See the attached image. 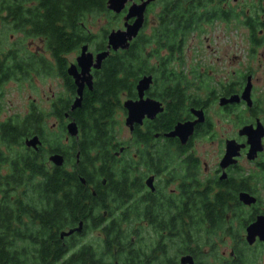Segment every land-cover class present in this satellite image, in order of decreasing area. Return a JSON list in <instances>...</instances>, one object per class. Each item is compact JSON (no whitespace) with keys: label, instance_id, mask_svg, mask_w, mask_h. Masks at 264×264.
<instances>
[{"label":"flooded vegetation","instance_id":"flooded-vegetation-1","mask_svg":"<svg viewBox=\"0 0 264 264\" xmlns=\"http://www.w3.org/2000/svg\"><path fill=\"white\" fill-rule=\"evenodd\" d=\"M191 1L165 0L167 7L175 2L185 6V2L188 5ZM194 1L199 11L219 10L221 15L201 22L200 27L189 32L179 52L174 53L173 66L182 75L179 101L186 105L177 123H194L186 142L176 136H165L176 124L167 132H157L152 139L140 133L133 135L137 127L144 130L149 123L153 124L174 96L168 92L167 101H161L150 97L149 89L145 91L143 98L158 100L162 112L152 119L144 117L140 124H133L132 130L125 126L129 134L118 138L121 142L118 148L109 157L87 167V177L80 178L91 195L82 201L85 211L82 217L60 229L54 223L45 224L54 227L50 231L37 225L36 245L17 247L26 251L19 264H233L235 252H248L264 244L258 238L252 244L246 239L247 227L258 216L264 217V0ZM16 2L0 0V125L12 126L22 124L31 110H42L35 98L26 103L23 95L26 89H39L43 59L54 63L40 38H26V8ZM203 3L204 7H200ZM146 10L145 22L149 15ZM234 12L241 13V24L234 21ZM234 23L245 32L244 50L250 62L245 69L180 67L191 39L206 37L208 29L216 26L228 38ZM144 25L139 32L144 33ZM36 39L40 44L35 46ZM228 49L226 44L222 47L223 57H227ZM163 52H168V47ZM73 63L75 60L68 61L67 68ZM258 74L261 89L256 93L254 77ZM47 77L57 78L61 87V91L51 95L50 110L57 96L65 92V86L61 77ZM70 77L75 86L72 104L77 86ZM247 84L251 86V105L242 99L220 102L233 95L241 96ZM86 90L92 88L84 83L82 98ZM131 99H138L137 92ZM125 100L122 99V110L118 112L120 122L119 117L125 120L127 114L123 107ZM50 116L59 123L58 118ZM64 120L65 124L71 121L69 114L67 117L64 114ZM258 124L263 130L262 149L249 156L247 136L241 131L245 127L254 130ZM33 136L37 135L23 136V146ZM129 138L130 149L125 143ZM232 140L241 147L232 161L227 162L226 144ZM39 142L42 145L40 139ZM144 144L147 149L140 148ZM200 144L213 149L201 150ZM0 152L8 154L2 145ZM6 166L0 165L2 220L9 217L8 197L1 202L2 193L8 192ZM67 168L71 170L70 165ZM243 194L252 197L253 202L244 201ZM51 205L54 209L55 204ZM58 217L57 213L44 215V218ZM62 218L75 219L67 213Z\"/></svg>","mask_w":264,"mask_h":264},{"label":"trees","instance_id":"trees-1","mask_svg":"<svg viewBox=\"0 0 264 264\" xmlns=\"http://www.w3.org/2000/svg\"><path fill=\"white\" fill-rule=\"evenodd\" d=\"M108 0H17L16 5H25L26 38H40L54 63L43 59V78L56 75L62 78L65 92L53 101L50 110H31L19 126L0 125V145L8 153L0 152V165L7 164L8 192L2 193L9 203L8 220L0 219V264H19L24 259L17 247L36 245L39 235L37 225L54 223L56 229L64 224H73L84 214L83 199L91 198L80 178L87 177V167L94 166L109 157L112 150L121 144V122L118 112L121 101L136 96V83L143 75L151 74L153 82L148 95L167 101L172 99L167 110L158 114L153 124L144 130L138 127L134 133L147 135L150 139L157 132H167L181 120L185 107L179 101L182 75L173 66L174 53L183 46L189 32L201 26V22L219 18V10L199 11V6L175 2L167 7L165 0H154L147 7L150 13L156 6V23L149 34L139 32L128 48L110 51L100 68L93 69V87L83 94L81 105L70 110L75 93L72 78L66 73L67 55L78 52L87 44L97 52L106 49V36L119 24V15L107 9ZM200 5V4H199ZM184 6V7H183ZM204 7V3L200 5ZM235 22L242 23L241 13H232ZM256 15V14H255ZM99 16L107 18V27L92 33L87 19ZM257 21V19H256ZM255 21V22H256ZM147 22V20H146ZM145 22V23H146ZM145 26V25H144ZM168 47V52H163ZM182 64V61L179 63ZM169 87L170 91L166 88ZM77 126V136L66 132L64 114ZM58 118V135H50L47 117ZM64 120V121H63ZM39 136L42 145L37 149L23 146L22 137ZM61 138L68 142L62 144ZM125 143L130 149L131 139ZM143 149L148 147L144 144ZM61 153L64 163L54 165L48 155ZM70 165V168H67ZM7 194V195H6ZM6 195V196H5ZM45 202V203H44ZM51 203L55 204L52 209ZM22 207V209H16ZM57 213V219L44 215ZM72 214L75 219L65 221L62 216ZM2 215V212H0ZM24 217V218H23ZM25 219V220H23ZM264 254V244H258L248 252H235L233 264H259Z\"/></svg>","mask_w":264,"mask_h":264},{"label":"water","instance_id":"water-1","mask_svg":"<svg viewBox=\"0 0 264 264\" xmlns=\"http://www.w3.org/2000/svg\"><path fill=\"white\" fill-rule=\"evenodd\" d=\"M154 0H108L107 9L114 14H119L124 11L123 15V28L110 30L106 36V49L92 53L88 50L86 44L82 45L78 56L75 59V64L69 65L67 73L73 77L76 89V97L74 98L70 110L80 107L82 100V89L85 83L89 89L92 88V75L91 69H98L102 61L110 54V51H117L119 49H126L129 43L135 38L144 23V13L149 5ZM128 4V5H127ZM153 81L152 75H143L136 83V92L138 99H127L123 102V107L126 109V117L124 124L129 130H132L133 124H140L144 117L149 119L154 118L158 113L162 112L163 108L158 100L153 98H143L145 91L149 89ZM251 86L247 84L241 96L233 95L229 99H221V103L239 102L241 99L246 100L248 105H251L249 99ZM67 117L68 114L65 113ZM193 122L176 123L174 128L165 134L167 137H178L182 143L186 142L188 136L192 132ZM66 132L70 136H77V126L74 121H70L65 126ZM242 134L247 136V144L249 145V156H253L257 151L262 149L261 137L263 130L258 124L256 128L251 130L245 127L241 131ZM37 136H33L26 140V145L37 149L39 145ZM241 145H238L233 140L228 141L226 144V153L224 159L227 162L238 154ZM49 160L57 166L63 164V157L61 154H51ZM241 198L246 202H253V198L243 194ZM246 239L249 244H252L256 238L264 241V217L258 216L246 229Z\"/></svg>","mask_w":264,"mask_h":264},{"label":"rangeland","instance_id":"rangeland-1","mask_svg":"<svg viewBox=\"0 0 264 264\" xmlns=\"http://www.w3.org/2000/svg\"><path fill=\"white\" fill-rule=\"evenodd\" d=\"M128 5V4H127ZM158 11V6H156L148 15V19L144 28V33L149 34L151 32L152 27L156 23V13ZM119 19L117 22L119 24L113 28L122 29L123 28V15L124 13H119ZM107 18L105 16H99L95 20L88 18L87 25L90 26L92 33L96 34L101 27H107ZM145 24V23H144ZM223 29L216 26L215 28H209L206 33V37H200L199 39H191L186 45L185 58L184 62L180 64L182 65L184 70H189L193 67H197L199 69L204 70H238L245 69L250 62L246 60V51L244 50L246 47V39L244 38L245 32L242 27L235 26L231 29L229 33V37L227 38L222 34ZM33 45H39L40 42L38 39L34 40ZM228 46L229 53L227 57H223L221 55V49L224 45ZM89 51L95 53V51L89 46ZM226 48V47H225ZM79 52V51H78ZM78 52L70 53L67 55V61L74 62L76 55L78 56ZM179 66V65H178ZM253 67L256 64H252ZM260 74L255 75L254 83H255V92L261 89V78ZM40 86V87H39ZM39 89L36 91H31L26 89L23 97H25V102L27 103L30 99L35 98L41 108L44 111H48L49 103L51 95L61 91L60 83L57 78L54 77H45L41 78L39 82ZM23 111V109L21 108ZM121 120V128H120V138H126L128 136V129L124 125V118L122 116L119 117ZM54 123V124H53ZM53 124V125H52ZM47 127L50 135H58L59 127L56 124L55 119L51 116L47 117ZM62 144L67 143L68 140L66 138H61ZM65 143V144H66ZM199 149H213L212 146L200 144ZM259 264H264V254L261 256L259 260Z\"/></svg>","mask_w":264,"mask_h":264}]
</instances>
